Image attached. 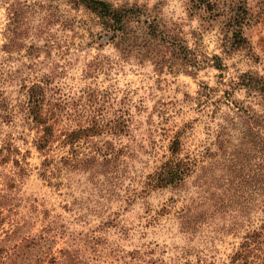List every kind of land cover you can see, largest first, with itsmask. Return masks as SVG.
<instances>
[{"label": "rangeland", "instance_id": "1", "mask_svg": "<svg viewBox=\"0 0 264 264\" xmlns=\"http://www.w3.org/2000/svg\"><path fill=\"white\" fill-rule=\"evenodd\" d=\"M9 1L0 0V246L48 232L56 259L40 264H182L199 256L210 264H239L232 255L257 224L258 212L249 214L251 224L244 222L245 201L224 184L230 162L216 149L215 134L223 112L230 113L221 102L226 83L240 72L264 76V0H248L255 19L243 28L248 48L229 46L225 16L212 20L200 9L191 13L197 0H107L146 4L189 48L201 57L218 55L225 66L205 64L193 72L157 70L147 59L121 60L96 14L71 0H19L28 6L21 23L25 35L16 48H4ZM213 1L225 12L240 0ZM34 82L46 87L64 124L75 126L69 118L82 114L132 116L128 131L114 139L126 151L116 177L66 173L57 162L43 165L46 157L58 161L67 147L54 141L43 151L36 148L42 130L27 102ZM203 85L212 88L207 97L199 95ZM231 96L261 109L259 97L244 88L231 90ZM177 132L180 156L194 158L196 171L178 189L144 193L146 174L169 155ZM104 138L111 139L94 140L101 144ZM133 192L135 199L127 203ZM210 194L216 197L205 220L182 231L181 206L189 196ZM217 197L231 205L219 208ZM17 225L22 226L11 234Z\"/></svg>", "mask_w": 264, "mask_h": 264}, {"label": "trees", "instance_id": "2", "mask_svg": "<svg viewBox=\"0 0 264 264\" xmlns=\"http://www.w3.org/2000/svg\"><path fill=\"white\" fill-rule=\"evenodd\" d=\"M71 1L96 14L104 29V36L118 49L121 60L131 57L147 59L152 61L157 70L169 71L183 69L182 71L193 72L205 64L218 70L225 67L218 55L211 58L205 55L201 57L195 49L189 48L184 36L180 32H172L158 16H152L146 4L126 2L117 5L107 0ZM215 2L197 0L189 9L191 13L200 9L212 20L225 16L224 31L229 46L248 48L249 42L243 34V28L255 21L248 0H240L225 12L216 9ZM21 3L19 0H11L8 3V42L3 45L4 48H16L21 43V37L25 35L21 23H24L26 18L24 8L28 6ZM226 84H230V87L224 89L221 102L227 106L230 113L223 112L215 134L216 149L221 151L224 161L230 162L227 171L231 178H226L228 182L224 184L229 188L233 187L235 192L239 191L243 197L245 214L247 213L244 214V222H247V225L251 224L249 214L258 212L257 224L242 236L243 240L232 258L239 264H264V76L254 71L240 72ZM237 87L244 88L248 96H258L261 109L255 111L245 102L233 99L231 90ZM202 88L199 95L207 97L212 88L208 85H203ZM27 96L28 113L42 130L36 148L43 151L54 141H58L62 147H67L66 153L61 155L58 161L46 157L43 160L44 166L57 162L60 165L58 168L66 173L89 171L93 175L100 173L105 177H116L126 151L114 139L128 131L132 116H125L124 111H119L112 118L82 114L69 118L76 120L75 126H71L64 124L62 110L59 113L60 110L55 107L56 103L47 99L46 87L40 82H34L27 88ZM231 131H237V142L231 141ZM102 135H110L111 139L104 138L101 144H97L94 138ZM181 151L182 141L177 132L168 145L169 155L146 174L145 187L142 189L144 193L154 189H178L196 171V160L189 155L180 156ZM135 197L133 192L125 201L129 203ZM212 197L216 196L210 194L188 197V203L183 204L177 212L182 231L191 232L205 220ZM217 199L221 202L219 208L231 205L224 201L225 198ZM1 213L0 211V216ZM21 226H14L11 234ZM52 236L48 232L37 236L27 234L11 247L0 246V264H40L56 259L51 248ZM182 264L210 263L206 258L199 256L194 262L189 260Z\"/></svg>", "mask_w": 264, "mask_h": 264}]
</instances>
